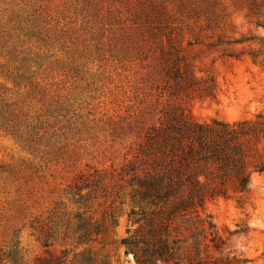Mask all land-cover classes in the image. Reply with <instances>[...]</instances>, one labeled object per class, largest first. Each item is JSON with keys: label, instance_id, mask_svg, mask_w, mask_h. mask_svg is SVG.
I'll return each instance as SVG.
<instances>
[{"label": "rangeland", "instance_id": "374dc122", "mask_svg": "<svg viewBox=\"0 0 264 264\" xmlns=\"http://www.w3.org/2000/svg\"><path fill=\"white\" fill-rule=\"evenodd\" d=\"M156 11L214 75L215 99L186 103L195 119L264 110V12L248 0H0V264H137L119 129L150 69L129 37ZM238 198L230 184L172 220L177 264H264V171Z\"/></svg>", "mask_w": 264, "mask_h": 264}, {"label": "trees", "instance_id": "16d2710c", "mask_svg": "<svg viewBox=\"0 0 264 264\" xmlns=\"http://www.w3.org/2000/svg\"><path fill=\"white\" fill-rule=\"evenodd\" d=\"M248 1L254 14L264 12V0ZM155 14L156 22L145 15V24L130 35L126 57L150 69L132 88L119 129L127 144L120 176L131 188L129 216H137L132 223L138 224L122 243L137 264H177L168 243L172 220L225 196L230 184L240 203L252 174L264 171V110L232 122L195 119L186 103L215 99L214 75L189 60L180 33L163 24L161 11ZM260 46L264 51L262 38Z\"/></svg>", "mask_w": 264, "mask_h": 264}]
</instances>
